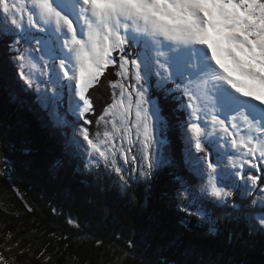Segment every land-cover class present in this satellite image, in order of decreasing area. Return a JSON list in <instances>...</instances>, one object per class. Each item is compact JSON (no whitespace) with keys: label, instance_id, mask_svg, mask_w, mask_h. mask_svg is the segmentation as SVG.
<instances>
[{"label":"trees","instance_id":"obj_1","mask_svg":"<svg viewBox=\"0 0 264 264\" xmlns=\"http://www.w3.org/2000/svg\"><path fill=\"white\" fill-rule=\"evenodd\" d=\"M17 39L16 32L0 30V264H264V159L232 157L226 148L223 156L210 140L199 163L181 131L180 120H189L188 98L171 81L157 86L153 76L150 93L165 119L160 126L167 125L171 162L123 189L105 168L87 170L71 144L74 129L87 127L85 121L97 130L98 114L114 100L110 82L121 81L118 63L89 92L95 113L81 117L68 105L72 93L64 90L60 117H54L52 106L38 97L51 95L59 59L39 61L43 75L30 87L16 57L21 50L40 53L32 51L35 40ZM126 46L125 55L135 58L136 49ZM56 125L64 126L60 133ZM233 158L245 167L243 175L238 169L234 176L228 173ZM208 160H219L220 185L231 196L221 200L202 192ZM250 175L258 178L256 184ZM201 204L204 217L195 212Z\"/></svg>","mask_w":264,"mask_h":264},{"label":"snow or ice","instance_id":"obj_2","mask_svg":"<svg viewBox=\"0 0 264 264\" xmlns=\"http://www.w3.org/2000/svg\"><path fill=\"white\" fill-rule=\"evenodd\" d=\"M33 29L44 36L36 37ZM0 30L16 32V43L35 40L37 47L32 51L39 52V57L31 51L16 57L20 76L30 87L33 75L24 72L26 66L35 69L45 57L53 63L59 59L63 76L58 72L57 79L50 81L57 87L51 95L38 97L45 107L52 106L54 117H60L64 90L79 97L75 110L82 117L92 108L86 93L109 66L118 63L116 74L124 78L129 65L134 69L138 87L119 84V100L100 117H111L102 135L97 132L90 137L87 128L79 129L89 156L112 165L118 154L127 161L131 149H125L123 142L133 143L135 129L147 167L152 168L147 149L153 141L152 121L158 107L153 105L150 110L147 106L142 82L155 76L159 87L171 81L183 88L191 109L189 144L197 151H203L202 144L220 133L230 138L225 143L233 149L264 158V0H0ZM129 44L136 49L132 59L125 55ZM113 53L119 55L118 62ZM65 79L67 83H61ZM110 84L118 86V82ZM218 163L207 161L208 179L202 192L222 200L232 192L218 186L223 182ZM247 179L252 184L258 180L253 175ZM202 209L203 204L195 212L204 217ZM260 224L264 225V216Z\"/></svg>","mask_w":264,"mask_h":264},{"label":"rangeland","instance_id":"obj_3","mask_svg":"<svg viewBox=\"0 0 264 264\" xmlns=\"http://www.w3.org/2000/svg\"><path fill=\"white\" fill-rule=\"evenodd\" d=\"M33 31H36V30L33 29ZM36 32H38V31H36ZM126 48H127V46H126ZM29 52H30V50H27L25 52H24V50L20 51V53H24L26 56L28 55ZM43 62H50V61L48 60L47 57H45ZM43 62H40V64H38V67L35 69H29L26 66L24 69V72L26 74H29L31 72V74L33 75V81L36 79L39 82L41 70L43 69L41 67ZM118 69H119V66H118ZM56 71L60 73L59 65L57 66ZM133 73H134V69H132L131 65H129V73H128L127 78L120 76L121 81L118 82V86L114 88V100H119V98H120L121 88L119 87V84H123L126 87L129 85L134 86V87H138V85H136ZM62 75H63V73H62ZM142 83H143L144 89H146L145 99L148 101L147 106L151 110L152 106L155 105L154 101L152 100L151 93H150L151 88L149 86V82H146V83L142 82ZM53 86L57 87L56 85H53ZM55 87H53L51 89V92L53 91V89ZM43 90L47 91L48 89L45 87V89H41L40 91H43ZM90 90H91V88L88 90L86 95L89 98V100L91 101L90 96H89ZM182 90H183V88H182ZM78 100L79 99H77V97L73 96V95L69 99L68 105L74 111H76L75 105H76V102ZM114 100H113V102H114ZM156 103L159 104L158 101ZM187 103H188V100H187ZM80 104L82 106L83 102L81 101ZM76 112L78 113V111H76ZM189 112L191 113V109H189ZM91 113H95V111L93 109V104H92L91 110L88 111V113L86 115L89 116V114H91ZM190 113H189V118H188L189 120L187 121V123L184 122L183 120H180V122L182 123L183 128H184V129L181 128V131H182V134H185L184 136L188 142L189 151L194 152L195 155L200 157V159L198 161H199V163H202L203 162V153H201V151H197L195 149L194 145L189 144V137L191 136V133L188 131V125H189V121H190ZM98 115H100V117L103 116L104 111H102L101 114H98ZM159 115L161 116V114L158 111V116L153 118V121H152V124H153V141L151 143L150 148L147 149V151L151 154V162H152V168L151 169H148V167H147V161L144 159L145 149L143 148L142 143L136 139L135 129H133V136H132L133 143L131 145H129L126 140L123 142L125 149H128V148L131 149L130 152H128L127 161H125V159L122 155L118 154L116 157V164L112 165L111 163L106 164L103 160H100L97 156H89V153L86 150L87 144H86V142L83 141L82 137L79 135V129L80 128H87L89 130L90 137H94L97 134V132L101 133V135H102L103 131L105 130V121H109L111 119L110 116H104V120H100V117L98 118V120H100L99 126L96 128L97 130L95 132H92L90 123H87V125H88L87 127L85 125H82V126L79 125L80 127H76L74 129V132L76 133L77 137H75L76 138L75 142H73L71 144L74 145V147H75L74 150H76V152L85 160L87 170L92 169V170H96L98 172L101 170V168L102 169L105 168L109 172L110 176H112V174H114L113 180L115 181V183L118 184L119 186H121V188L126 189V187H128V185H130L131 183H134V182L139 181V180H145V179L149 178V176L152 175L153 173H155V171H157V170L159 171L160 168L167 167V165L171 162V160H170L171 158L169 157V153H168V146L166 144L167 141L164 138L165 137L164 132L167 130V125L164 122L165 126H160V124H163L162 120L165 121V119L159 118L160 117ZM221 118H223V117H221ZM70 122L71 121L69 120L67 123H70ZM75 122H77V121H72V124H75ZM64 123H66V122H64ZM60 127L64 128L63 125H56L55 127H53V130L60 133ZM107 127L110 129L111 124H108ZM209 131H211L210 128H209ZM217 136H219V139H217ZM228 139H230V138L224 137L223 134H220V133H217V135H213L210 139L206 140L202 144L203 152H205L204 151L205 144H208V142H210V140H214V143H215V141L217 142V144L215 146L222 150L223 156H226L225 155L226 154L225 148L228 149V151L230 149L231 153H233V155H231L232 157H234V155L235 156H239L240 154L243 155L244 153L238 151L237 149H233L231 147L230 143H227V144L225 143V141ZM76 142H78V144ZM116 143H117V146L119 147V145L121 143L119 138H117ZM161 149H163L162 157L160 156ZM133 157H135V160H133ZM248 157L249 156L246 155V160L249 159ZM256 158L258 161L264 159V158H260L258 155ZM194 162H195V160H194ZM229 164H230L229 165L230 171L228 173L230 175L234 176L237 173V169H238V172L240 173V171H241V173H242L241 175H243V171H244L243 165L240 162H238V160L236 158H233L232 161L229 160ZM244 164H246V162ZM233 165H235V167H233ZM239 165H241V166H239ZM116 167L120 168L119 172H117L115 170ZM248 167H249V165H248ZM246 169H248L247 166H246ZM218 186H221V185L219 184ZM72 222L74 224L73 220H72ZM77 228H79V227H77Z\"/></svg>","mask_w":264,"mask_h":264},{"label":"bare ground","instance_id":"obj_4","mask_svg":"<svg viewBox=\"0 0 264 264\" xmlns=\"http://www.w3.org/2000/svg\"><path fill=\"white\" fill-rule=\"evenodd\" d=\"M250 166V165H249Z\"/></svg>","mask_w":264,"mask_h":264}]
</instances>
